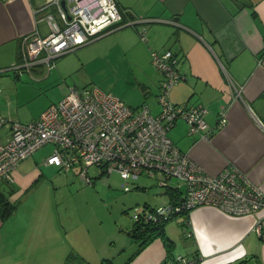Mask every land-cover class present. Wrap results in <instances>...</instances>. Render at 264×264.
Segmentation results:
<instances>
[{"label": "crops", "instance_id": "obj_1", "mask_svg": "<svg viewBox=\"0 0 264 264\" xmlns=\"http://www.w3.org/2000/svg\"><path fill=\"white\" fill-rule=\"evenodd\" d=\"M44 1L0 0V114L7 120L0 130V141L9 134L8 122L18 120L4 113L22 77L21 71L10 68L19 59L20 39L34 28L41 35L49 32L47 22L37 19L44 12H54L53 6L37 10ZM114 1L122 16L121 24L105 28L89 41L93 42L83 47L81 58H86L88 52L101 51L110 60L130 62L148 101L155 99L159 105L157 96L163 74L152 63L150 51L171 49L178 58L182 77L172 86L170 100L179 105L205 106L212 131L209 139H204L197 133L190 134L184 121H177L168 136L204 172L216 174L232 164L264 191V0ZM132 19L147 20L125 24ZM143 26L146 40L139 37ZM56 66L64 68L66 62L61 60ZM63 68L58 70L63 73ZM44 70L43 64L32 69L40 79L47 76L46 70V75H41ZM159 109L160 105L154 114ZM224 109L226 122L218 126L219 113ZM29 157L14 171L15 191L7 193L14 203L13 196L40 174L36 167L29 171L18 169ZM0 181L11 190L5 180ZM35 207V203L23 208L16 204L9 217L0 219V264H59L64 255L62 220L57 223L54 236H50L53 225L49 230L40 212H34ZM258 216L260 232L255 228V215L231 216L206 205L194 208L189 213L187 233L180 224L191 242L187 248L189 257L196 253L197 264H231L252 254L264 264V240L260 238L264 236V209ZM77 241L70 240L71 250L78 251L89 264H99L102 258H114L118 253L116 246H99L93 239L89 242L91 250L83 253ZM175 255L185 256L181 252ZM164 257L163 243L156 238L128 264H161Z\"/></svg>", "mask_w": 264, "mask_h": 264}, {"label": "built area", "instance_id": "obj_2", "mask_svg": "<svg viewBox=\"0 0 264 264\" xmlns=\"http://www.w3.org/2000/svg\"><path fill=\"white\" fill-rule=\"evenodd\" d=\"M48 6H53L54 12H44L37 19L47 22L49 32L41 35L34 28L24 34L19 59L10 65L11 69L31 73L34 66L43 64L48 73L56 57L87 44L105 28L122 22L114 0H45L37 10ZM145 20L132 19L125 24ZM139 37L146 40L145 26L139 30ZM150 59L163 74L157 96L158 113H152L146 104L131 108L96 86L68 87L36 119L8 122L9 134L0 141V180L13 183L18 164L50 144L52 150L44 162L60 170L77 166L78 174L87 182L91 165L98 166L106 177L118 172L125 179L122 183L125 190L129 189L127 180L142 174L155 178L159 186H167L171 178L182 181L185 190L181 200L159 205L155 212L144 211L142 216L146 219H155L156 213L188 211L189 214L206 205L231 216L255 215V228L260 232L258 212L264 209V191L232 164L216 174L204 172L168 136L178 118L187 122L190 134L197 133L204 139H209L212 129L205 117V106L179 105L170 100L172 86L182 77L175 53L169 48L154 49L150 51ZM225 122L224 109L219 113L217 125ZM6 123L0 114V130ZM133 217L138 218V212Z\"/></svg>", "mask_w": 264, "mask_h": 264}, {"label": "rangeland", "instance_id": "obj_3", "mask_svg": "<svg viewBox=\"0 0 264 264\" xmlns=\"http://www.w3.org/2000/svg\"><path fill=\"white\" fill-rule=\"evenodd\" d=\"M92 42L56 57L51 72L47 76L45 70V73H41L45 76L42 79L34 71L22 72L18 91L10 99L9 108L6 105L4 115L23 122L34 120L49 104L58 101L68 87L73 86H96L117 96L130 107L146 104L155 113L159 105L155 99L148 101L149 96L146 97L140 88L136 68L130 62L110 60L101 51L88 52L86 58H81L83 47ZM61 60L62 63L66 62L64 68L58 66L60 71L63 68V73L56 66ZM177 121H184L188 128L184 119L178 118ZM51 150L50 144L43 145L18 167L26 171L36 167L40 169V174L13 198L18 208L35 203L34 212H40L42 222L47 224L49 230L53 225L50 236H54L57 223L62 220L64 255L59 264H86L78 251L71 250V239H78V249L83 253L91 250L89 242L92 239L99 246L106 243L116 246L118 253L114 258L108 259H112L113 264H122L138 246V242L128 233L135 222L133 214L140 211L144 203L156 206L165 204L168 198L165 192L167 186L178 187L181 192L185 190L184 183L176 178L168 179L167 186H159L155 178L146 174L127 180L129 189L125 190L122 185L125 179L118 172L113 171L106 177L105 173L100 174V168L95 165L88 167L87 174L90 179L87 182L78 174L77 166L69 170H57L55 166L44 165L43 160ZM0 190L7 195V186L0 183ZM183 218V214L174 216L167 223L166 231L171 235L170 238H174V253L181 252L189 257L191 252L187 248L191 242L183 234L180 225ZM121 245L124 250H121ZM57 255L59 256V252ZM250 256L252 254L247 255Z\"/></svg>", "mask_w": 264, "mask_h": 264}, {"label": "trees", "instance_id": "obj_4", "mask_svg": "<svg viewBox=\"0 0 264 264\" xmlns=\"http://www.w3.org/2000/svg\"><path fill=\"white\" fill-rule=\"evenodd\" d=\"M20 56V52L18 54ZM102 174V173H100ZM7 183V182H6ZM11 187V190H8V193L15 191V186L13 183H8ZM166 194L168 195L169 203H177L181 200L184 192H181L178 187H169L167 186ZM166 202V203H168ZM165 203V204H166ZM163 205V204H159ZM158 205V206H159ZM157 206H150L147 203H144L140 211H138L139 217L134 218V224L128 233L134 237L135 241L138 242V246L135 249L134 253L128 257V262L143 248H145L149 243L154 239H161L163 246L165 248V257L161 261V264H197L199 262V256L196 253H193L191 257L175 255V241L170 238L166 232L167 223L173 219L174 216L178 214H183L184 218L180 221V224L183 226L185 232H188V211L180 212L178 214L172 213L170 215L156 213L155 219L150 218L146 219L145 216H142L144 211L155 212ZM16 209V203L10 201L5 193L0 190V219L5 220L9 217ZM261 240H264V236H260ZM99 264H112V259L104 258ZM89 264L88 262H85ZM232 264H262L261 260L255 255L250 257H241L232 262Z\"/></svg>", "mask_w": 264, "mask_h": 264}, {"label": "water", "instance_id": "obj_5", "mask_svg": "<svg viewBox=\"0 0 264 264\" xmlns=\"http://www.w3.org/2000/svg\"><path fill=\"white\" fill-rule=\"evenodd\" d=\"M62 4H64V1H62Z\"/></svg>", "mask_w": 264, "mask_h": 264}]
</instances>
